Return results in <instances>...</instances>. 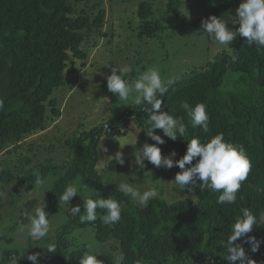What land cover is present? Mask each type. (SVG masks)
Returning a JSON list of instances; mask_svg holds the SVG:
<instances>
[{"label": "trees", "instance_id": "trees-1", "mask_svg": "<svg viewBox=\"0 0 264 264\" xmlns=\"http://www.w3.org/2000/svg\"><path fill=\"white\" fill-rule=\"evenodd\" d=\"M155 1L139 3L136 13L140 20L139 37L160 38L168 28L153 17ZM165 1L171 12L178 11L183 3L182 0ZM240 2L224 0L205 17L189 23L201 25L204 19L234 9ZM107 17L103 0H0V156H6L0 181L4 185L19 183L23 186L20 191L28 193L35 187L34 171L43 180L51 177L53 182L42 207L49 214L48 219L59 208V194L80 179L89 182L92 199L110 197L121 205L120 220L112 225L101 221L100 216L104 215L101 209H97L95 222L81 223L79 216H69L57 228L53 242L56 252H48L46 264H79L85 248L74 247L72 235L89 226L94 228L96 240L108 243L109 249L101 254L102 258L97 257L103 264H136L137 261L140 264H230L221 242L231 234V225L243 208L250 209L256 217L257 223L248 235L255 236L261 244L253 252L244 237L236 243L244 247L248 258L264 264V48L249 46L244 37L237 36L208 63L172 79L174 83L166 95L158 97L162 99L161 112L184 119L185 138L172 141L162 130H156L165 140L163 145L169 155L176 152L175 160L185 155L187 141L192 138L206 143L222 133L226 142L237 147L242 145L251 169L234 204H218L220 193L210 189L196 188L192 193H185L177 188L173 199L156 197L141 207L116 191L117 187L103 182L97 169L101 141L127 135L133 124L147 127L149 114L145 109L149 105L141 106L145 109L128 105L117 117L89 129L73 128L64 147L67 158L59 163L52 158L37 162L35 153L27 154L35 148L33 142L27 141L28 137L43 132L62 115L57 93L73 88L77 72L86 65L90 53L104 37L114 38L112 29L110 33L104 31ZM229 72H232V85L224 88ZM185 102L189 110L201 103L206 106L208 132L191 126L188 110L181 107ZM123 158L124 165L116 164L111 158L104 172L123 175L133 164L129 156L123 155ZM145 164V169L138 170L140 178L150 165L147 161ZM128 179L130 184L135 182L133 177ZM27 221L22 215L17 225ZM38 241L29 237L23 249L5 250L0 264L12 260L32 264L27 255L34 254Z\"/></svg>", "mask_w": 264, "mask_h": 264}, {"label": "rangeland", "instance_id": "rangeland-1", "mask_svg": "<svg viewBox=\"0 0 264 264\" xmlns=\"http://www.w3.org/2000/svg\"><path fill=\"white\" fill-rule=\"evenodd\" d=\"M103 1L108 10L104 31L110 33L112 29L114 38L108 40L104 37L99 46L90 53L86 65L77 72L73 88L57 93L61 98V117L43 132L28 137L27 141L33 142L35 148L27 154L32 156L35 153L37 162H43L49 158H52L56 163L63 161L67 158L64 154L67 137L71 135L73 128L83 126L89 129L103 120L117 117L126 107L122 102L118 103V97L109 92L107 88L106 77L111 75L113 67L130 68L131 72L126 79H138L139 75L147 68L154 67L160 72L162 80L166 82L169 79L181 77L194 67L208 63L218 52L229 46L220 45L206 33L200 32L201 25L189 23L205 17L224 0H182L183 3L176 12L167 10L165 0L153 2L155 5L153 17L168 26L162 31L160 38L138 36L137 27L140 20L136 13L139 3L143 0ZM238 7L221 12L217 17L228 20L230 13L234 19ZM235 25L228 21L229 28L233 29ZM231 75L232 72L227 74L224 88L229 87V84L232 85L230 83ZM135 141H137L136 145H131ZM145 143L154 144L156 142L147 136L144 124H133L132 130L127 135H117L109 140L103 139L99 146L100 158L97 169L103 182L107 185L117 187L116 184L121 181L129 183L128 177L130 180L133 177L135 182L131 185L141 192L155 187L158 191L157 197L171 200L173 194L178 192L177 188L179 189L174 183L175 175L179 169L177 166L171 169L157 168L150 164L144 172V177L140 178L138 176L140 168L134 163V153ZM51 144L54 145L53 149L50 148ZM158 146L161 148L162 155H169L164 145ZM117 152H122L133 161L130 169L121 176L104 172L105 164ZM5 157V154L0 156V171L5 167ZM51 182H53L52 178L49 177L44 180L42 186H35L32 191L27 193L20 191L23 190V186H20L19 183L4 185L0 181V260L5 250L23 249L27 245L29 238L27 228L24 233H20L17 222L25 213H33L35 207L44 206L47 190L52 185ZM88 183L86 179L77 181L75 186L78 189V195L72 198L70 204L61 203L58 210L52 213L49 219L50 232L48 236L36 243L34 254H40L38 264H46L48 250L44 247L53 245L57 228L71 216L70 208L80 205L82 210L84 208L83 199L91 198L92 187ZM18 191L21 192V195L17 194ZM185 193L188 191L185 190ZM23 224L27 226L29 221ZM72 238L74 247L86 249V246L90 245L91 247L87 248V251L99 255L100 258H102L101 254L109 249L108 243L96 240L92 226L76 230ZM13 261L15 264H20L16 260L7 264H13Z\"/></svg>", "mask_w": 264, "mask_h": 264}, {"label": "clouds", "instance_id": "clouds-1", "mask_svg": "<svg viewBox=\"0 0 264 264\" xmlns=\"http://www.w3.org/2000/svg\"><path fill=\"white\" fill-rule=\"evenodd\" d=\"M228 21L232 24H238V28L233 31L228 27ZM206 33L213 41L220 45H229L237 36L246 38L249 46L255 45L258 49L264 48V0H241L239 7L236 9V16L233 19L228 14V20L215 15L202 21L201 31ZM119 72V74H117ZM130 68L113 67L111 75L106 77L108 91L118 97V103L123 105L138 106L140 109L143 105H149L145 110L149 114L146 124L147 136L156 143H145L142 148L136 149L135 165L140 169H145V161L157 168L164 167L171 169L177 166L181 169L175 175L174 183L179 189L187 190L189 193L199 188L201 191L210 189L218 192L217 203L220 205L234 204L236 202V194L240 190L242 182H244L251 169V163L246 155L244 147L233 145L226 142L223 134H217L210 138L206 143H201L199 139L192 138L187 141V150L185 155L179 160H175L177 155L173 151L170 155H162L161 148L165 140L156 130H162L164 136L176 141L178 137L185 138L187 125L184 119L176 118L168 112H161L162 99L168 92V87L174 83L169 79L166 82L162 80L160 72L149 67L139 75L138 79H131L129 74ZM188 110L189 123L193 128L200 127L204 132L209 130V116L204 104H197L189 110V105L185 102L181 105ZM135 141L133 146H135ZM129 145V144H128ZM116 164L124 165L125 159L122 152H117L113 157ZM195 161V163H193ZM190 165V167H186ZM35 186H42L44 180L38 171H34ZM117 189L125 196H129L133 202L141 207H146L150 199H154L158 195L155 187L141 192L138 188L132 186L127 181H121L116 184ZM78 195V189L71 184L67 185L63 192L59 194L60 204H70L73 197ZM84 212L81 213L80 205L70 208L73 216H79L81 223L95 222L97 220V209L104 211V215L100 216L101 221L106 225H112L120 220L121 205L120 203L108 198L83 199ZM48 213L42 207H35L34 214L25 213V218L29 224L25 226L19 224L18 231L24 233L27 228V236L32 240H44L50 232V221ZM257 223L256 217L248 208L241 209V215L231 225V234L226 241H222L223 247L226 249V259L230 264H256V261L248 258L244 247L236 243V241L244 237L246 243L251 244V250L256 252L259 250L261 241L255 236L248 234L253 231ZM86 246L83 255L79 258V264H103L98 260L99 255L91 254L87 251ZM50 253L56 252L53 245L44 247ZM39 253L28 254L27 259L33 264H38ZM13 264L15 262L13 261ZM136 264H140L139 261Z\"/></svg>", "mask_w": 264, "mask_h": 264}]
</instances>
